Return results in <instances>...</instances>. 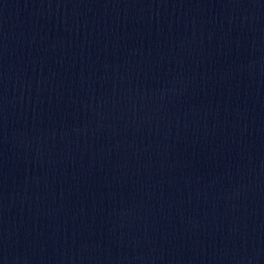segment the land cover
<instances>
[{
	"label": "water",
	"instance_id": "water-1",
	"mask_svg": "<svg viewBox=\"0 0 264 264\" xmlns=\"http://www.w3.org/2000/svg\"><path fill=\"white\" fill-rule=\"evenodd\" d=\"M0 264H264V0H0Z\"/></svg>",
	"mask_w": 264,
	"mask_h": 264
}]
</instances>
